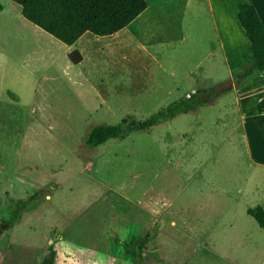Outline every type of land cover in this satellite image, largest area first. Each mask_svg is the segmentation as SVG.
Returning a JSON list of instances; mask_svg holds the SVG:
<instances>
[{
	"label": "rangeland",
	"instance_id": "374dc122",
	"mask_svg": "<svg viewBox=\"0 0 264 264\" xmlns=\"http://www.w3.org/2000/svg\"><path fill=\"white\" fill-rule=\"evenodd\" d=\"M146 40L159 62L143 50L126 64L113 35L69 45L0 0V264H42L51 249L56 264H264V228L247 212L264 200V174L231 134L236 94L217 93L238 67L203 44L189 74L190 42ZM200 77L211 103L88 144L95 125L146 119Z\"/></svg>",
	"mask_w": 264,
	"mask_h": 264
},
{
	"label": "crops",
	"instance_id": "0c3cea01",
	"mask_svg": "<svg viewBox=\"0 0 264 264\" xmlns=\"http://www.w3.org/2000/svg\"><path fill=\"white\" fill-rule=\"evenodd\" d=\"M240 2L254 4L264 23L262 0H147L148 6L144 11L126 27L111 35L116 37L117 43L120 44L117 52L127 61L126 64L131 63L133 53L140 56L145 51L149 56L155 55V52L148 48L146 39L160 44L169 42L167 44L170 45L190 42L189 44L194 46L195 54L198 52L199 55L195 65L188 67L189 74L203 66L206 58V55L202 56L203 44L210 47L206 52L207 58L220 50L221 57L231 73L232 68L239 67L252 56L251 41L238 19ZM154 28H162L163 33L155 34ZM136 41L141 42L140 47L136 46ZM167 48L164 49L166 54ZM154 58L159 62V57ZM171 73L174 75L175 71ZM210 85H214L211 79L200 77L198 86L187 91L185 96L195 92L198 87ZM240 87L235 86L231 90L237 96V111L231 114L235 116L233 122L236 121L237 124L231 134H241L249 167L264 174V70L256 72ZM228 116L229 114L227 118ZM224 119L226 120V117ZM257 203L264 206V200H258Z\"/></svg>",
	"mask_w": 264,
	"mask_h": 264
},
{
	"label": "trees",
	"instance_id": "16d2710c",
	"mask_svg": "<svg viewBox=\"0 0 264 264\" xmlns=\"http://www.w3.org/2000/svg\"><path fill=\"white\" fill-rule=\"evenodd\" d=\"M13 1L21 5L25 18L69 45L74 44L87 31L98 36L114 34L130 24L148 6L147 0ZM238 8V19L252 44V56L234 71V81L231 84L222 87L217 85L218 94L232 90L233 85L244 84L256 72L264 70V23L254 4L240 2ZM70 58L73 62L80 63L83 55L76 50L70 54ZM209 89L212 90L207 87L198 88L189 96L181 97L160 108L146 119L127 118L117 124L95 125L88 135L87 142L91 146H98L111 138H121L135 130L150 129L180 113L195 111L201 105L213 101V98L207 95L211 93L208 92ZM27 204L28 200H19L13 216L17 217ZM247 212L264 228V206L249 207ZM2 234L3 229L0 226V236ZM42 264H56L54 249H51Z\"/></svg>",
	"mask_w": 264,
	"mask_h": 264
},
{
	"label": "water",
	"instance_id": "95a60500",
	"mask_svg": "<svg viewBox=\"0 0 264 264\" xmlns=\"http://www.w3.org/2000/svg\"><path fill=\"white\" fill-rule=\"evenodd\" d=\"M1 227H2V229H3L4 226L2 225Z\"/></svg>",
	"mask_w": 264,
	"mask_h": 264
}]
</instances>
